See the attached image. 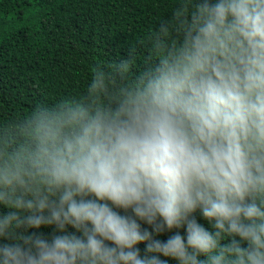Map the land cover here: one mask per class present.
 Segmentation results:
<instances>
[{"label": "clouds", "instance_id": "9594fccd", "mask_svg": "<svg viewBox=\"0 0 264 264\" xmlns=\"http://www.w3.org/2000/svg\"><path fill=\"white\" fill-rule=\"evenodd\" d=\"M140 43L0 123V264H264V0H176Z\"/></svg>", "mask_w": 264, "mask_h": 264}, {"label": "trees", "instance_id": "16d2710c", "mask_svg": "<svg viewBox=\"0 0 264 264\" xmlns=\"http://www.w3.org/2000/svg\"><path fill=\"white\" fill-rule=\"evenodd\" d=\"M176 0H0V123L35 105L82 94L97 63L147 55L140 43ZM0 211L6 212L0 206ZM121 215L123 210L117 209ZM129 215L131 213H128ZM196 219L211 230L197 212ZM142 228H151L142 224ZM42 231L50 236L53 227ZM69 233H76L68 227ZM182 235L186 233L180 230ZM164 233L159 239L166 240ZM7 242V241H5ZM144 254V244L138 245ZM166 264H177L160 257ZM203 259V257H201Z\"/></svg>", "mask_w": 264, "mask_h": 264}]
</instances>
